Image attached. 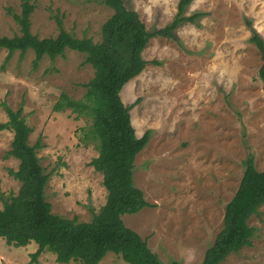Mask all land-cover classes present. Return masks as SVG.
I'll use <instances>...</instances> for the list:
<instances>
[{"label":"rangeland","instance_id":"obj_1","mask_svg":"<svg viewBox=\"0 0 264 264\" xmlns=\"http://www.w3.org/2000/svg\"><path fill=\"white\" fill-rule=\"evenodd\" d=\"M23 0H0V35H21L15 20ZM31 32L40 39L59 35L58 20L77 38L102 40V27L113 10L98 0H31ZM149 32L171 25L179 0H125ZM174 38L154 37L144 51L145 70L125 85L121 98L131 110L136 135L151 139L137 156L134 183L151 205L123 216L126 227L148 240L163 264H202L224 227L225 208L237 192L245 161L264 171V84L262 60L251 42L253 31L264 39V0H195ZM248 22L252 25L249 27ZM0 52V124L8 122L4 105L22 108L33 132L42 139L40 163L49 175L45 189L52 213L91 222L106 203L103 175L89 166L98 156L94 143L82 139L91 125L68 108L55 111L62 95L81 100L94 69L85 56L67 50L55 60L36 54ZM137 101H140L139 103ZM14 133L0 132V209L17 196L21 184L10 171L19 160L9 156ZM252 246L232 253L222 264H264V205L250 218ZM39 247L10 246L0 238V264H61ZM70 264H78L71 262ZM100 264H127L109 253Z\"/></svg>","mask_w":264,"mask_h":264},{"label":"trees","instance_id":"obj_2","mask_svg":"<svg viewBox=\"0 0 264 264\" xmlns=\"http://www.w3.org/2000/svg\"><path fill=\"white\" fill-rule=\"evenodd\" d=\"M98 1L114 12L102 27L100 43L71 35L61 20H58L60 32L56 38L40 39L31 32L35 6L31 0H23L21 14L14 17L22 34L12 38L0 35V52L8 51L9 60L17 51L24 56L32 50L37 66L45 56L55 60L63 57L67 50H73L85 56L84 64L93 67L94 77L84 85L83 99L75 100L64 94L54 108L55 111L70 108L78 117L91 120L82 141L85 145L94 143L98 151L89 166L103 175L106 203L91 222L53 214L45 194L49 175L38 157L42 139L31 145L33 130L22 108L15 112L4 105L9 120L0 124V132L8 129L14 133L8 155L18 159L20 164L18 170H11L10 174L20 182L21 188L17 196L3 200L0 238L17 248L34 242L39 247L34 258L49 251L61 264H100L109 253L121 256L127 264H163L150 249L148 240L126 227L122 219L151 207L144 192L134 183L135 161L149 144L151 132L147 131L142 137L136 135L131 115L134 106H126L120 94L127 83L145 70L148 62L143 54L152 38L173 39L174 31L182 23H193L204 14L186 17L187 7L195 0H179L173 23L151 33L140 15L127 8L125 0ZM248 25L252 24L248 22ZM252 33L251 42L262 60L259 78L264 84V39L256 31ZM263 205L264 171H258L254 159L249 158L245 161L240 186L225 208L224 227L207 250L202 264H222L232 253L252 246L255 230L248 222L258 215Z\"/></svg>","mask_w":264,"mask_h":264}]
</instances>
